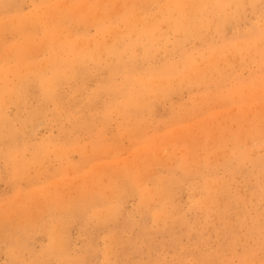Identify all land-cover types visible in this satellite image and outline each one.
I'll return each mask as SVG.
<instances>
[{"label":"rangeland","instance_id":"rangeland-1","mask_svg":"<svg viewBox=\"0 0 264 264\" xmlns=\"http://www.w3.org/2000/svg\"><path fill=\"white\" fill-rule=\"evenodd\" d=\"M14 1L17 12L0 9L5 70L27 40L14 27L16 13L42 22L28 27L32 52L22 62L42 61L45 26L60 17L74 37L111 43L124 35L126 17L149 21L169 2ZM230 11L223 26L211 15L204 34L179 44L174 32L152 45L140 35L151 54L128 57L114 73L108 67L113 56L88 60L91 73L61 82L55 100L44 103L41 89L31 86L26 103L7 102L15 127L25 122V138L18 142L22 167L12 169L16 159L0 155V264H264V166L257 164L264 158V53L258 46L228 53L215 77L198 83L179 77L130 111L120 93L114 96L133 72L149 75L189 59L203 69L208 51L250 42L264 31V0L233 17ZM18 82L8 71L5 84ZM31 110L40 114L28 121ZM7 143L3 139L0 149ZM162 186L166 197L153 192Z\"/></svg>","mask_w":264,"mask_h":264},{"label":"bare ground","instance_id":"bare-ground-1","mask_svg":"<svg viewBox=\"0 0 264 264\" xmlns=\"http://www.w3.org/2000/svg\"><path fill=\"white\" fill-rule=\"evenodd\" d=\"M257 1L259 0H169L167 7L162 10L159 15L149 19V21L141 19L137 14L131 22L130 19L126 17L124 20L126 23L124 35L121 37L120 34L116 35L114 33L116 37L114 36L115 40L111 43L95 37H87L83 34L74 37L76 35L71 27H69V24H67L66 17H60L56 24L54 22L45 26L43 44L44 50L47 51V58L42 61L30 59V61L27 62L22 61L25 53L31 54L32 50L29 46H32L33 41L32 34H27L26 32L29 30L28 27L37 28L42 22L36 15L26 16L16 13L18 18H20V23L18 26L14 27L19 34L23 37L25 36L27 40L25 45L17 50L16 62L12 68L10 70L0 68V80L4 82L0 85V142L3 139H7L8 142L6 149H2L4 146L1 144L2 148L0 149V155L7 159H16L11 162L12 169L16 170L22 167V161L18 159V151L21 148L18 142L25 138V122L20 121L19 127H15L14 120L6 114L5 106L8 101H12L19 107L23 103H26L31 97V86L41 89L44 103L55 100L58 98L57 88L61 82L68 78H83L91 73L87 66L88 60L93 59L100 62L102 58L113 56V61L109 62L108 67L109 70L114 73L119 70L123 64L125 65L128 57L149 56L151 54V50H149V46L152 45L151 43L160 42L159 40L164 39L167 32L178 34L176 41L177 44H179L191 37L204 34L205 30L209 29L206 27L211 23V15L217 17L219 20L218 23H221V26H223L226 18H229L230 9L233 17L235 10L237 11L245 5H253ZM14 3V0H2L0 2V9L3 8L7 11L13 10L17 12L19 9ZM179 12L182 13V18L180 20ZM8 23L9 22H6L5 26H7ZM98 28L102 31L107 30L104 26H99ZM64 29L69 31V36L65 38L61 36ZM110 32L112 33V31ZM140 35L147 38L148 42L150 40L149 46H147L143 40L141 41ZM125 36L129 37L130 42L123 44V38ZM255 45L258 46L259 53H264V31L259 34V36L251 37L250 42H244L239 45L229 44L224 49L208 51L204 55V57L207 58L208 66L203 69H200V67L198 68L189 59L186 60L184 66L177 65L178 63L171 64L163 68L155 69L154 71L152 70L149 75H135L133 72V74L130 75L131 78L127 77L122 86L114 87V96L120 93L119 95L123 98V108L125 111H127V109L130 111L132 107L144 106L147 102L145 95L152 92H159L161 91V87L165 88L166 85L170 86L171 82V84L177 81L179 83V77L185 81L184 76L186 75H188L186 79H194L195 82H197L196 80L199 82L205 79L209 80L214 76L213 73L215 71L221 70V62L228 60L225 59L228 53H239L243 47L248 48L249 46ZM130 49H132L131 53L128 52ZM254 52L256 53V48ZM262 59L264 60V57H262ZM171 68L172 70H170ZM8 71H13L18 75L19 82L15 86L8 85L7 83L5 84V77ZM167 71H170V73L167 74ZM170 74L171 76L168 77ZM31 77L33 79H30ZM216 77L218 78V76ZM145 78H149L152 82L150 88L147 86ZM135 82L139 85L134 84ZM43 109L44 108H41L40 111H43ZM40 111L31 110L27 116L28 121H33V118L35 119L36 116L40 114ZM36 153L38 156V148ZM242 156L244 157L245 153H242ZM257 164L259 166H264V158L259 159ZM153 192H159V194H163V196L166 197L167 195L165 193L167 192V187L162 186L161 191ZM164 199L162 200L161 206L158 208L162 209ZM214 200L215 199H213L211 195L207 198V202L210 203H213Z\"/></svg>","mask_w":264,"mask_h":264}]
</instances>
